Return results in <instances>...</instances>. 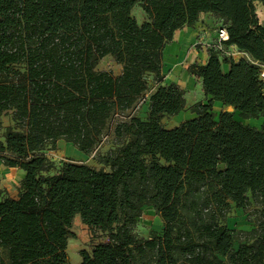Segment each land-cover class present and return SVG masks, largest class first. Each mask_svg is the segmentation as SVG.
Segmentation results:
<instances>
[{
	"label": "trees",
	"instance_id": "trees-1",
	"mask_svg": "<svg viewBox=\"0 0 264 264\" xmlns=\"http://www.w3.org/2000/svg\"><path fill=\"white\" fill-rule=\"evenodd\" d=\"M264 0H0V162L25 174L16 198L0 200V264H70L76 216L106 242L79 252L81 264H264ZM139 5L147 21L132 15ZM226 27L247 57L188 66L207 104L195 118L166 129L186 109V91L162 85L163 52L177 30L203 14ZM111 56L119 76L99 71ZM223 64L229 66L223 71ZM145 119L132 111L150 88ZM221 102L233 111H212ZM238 114L240 120L234 118ZM103 167L69 159L58 170L46 155L60 141L98 152ZM254 223L227 226L232 206ZM161 233L135 234L144 207ZM253 208L249 212L250 208ZM237 245V246H236Z\"/></svg>",
	"mask_w": 264,
	"mask_h": 264
},
{
	"label": "rangeland",
	"instance_id": "rangeland-1",
	"mask_svg": "<svg viewBox=\"0 0 264 264\" xmlns=\"http://www.w3.org/2000/svg\"><path fill=\"white\" fill-rule=\"evenodd\" d=\"M256 14L258 16L259 22L264 25V18L262 17L263 11L260 9V5L255 3ZM132 15L136 18L139 24L147 21V17L139 5H136L132 10ZM264 15V14H263ZM216 19L215 26H217L220 22V19L214 17ZM201 44H197L196 48H200ZM228 52L220 53L221 60L229 59L230 57L227 55ZM175 60L171 59V57L165 56L163 58V67L167 69L173 64ZM97 70L99 71H107L110 72L113 76H119L122 71V67L115 62V60L111 56H107L103 58L98 66ZM182 87L186 91V99L188 105H194L195 103L202 102L207 104L208 101L205 99V96L202 92V86H199L198 83L195 82L185 83L182 82ZM190 85V86H189ZM149 91H147L144 95H142L136 105V107L132 111H127L125 114H133L142 119H145L147 116V101L149 99V95L151 94V90L155 88V84L151 83ZM189 86V87H188ZM222 105V104H221ZM212 111L218 117L219 113L222 111H230L232 112L233 109L229 107H225L224 105L218 106L215 104L212 107ZM182 118L175 117H166L163 119V125L166 129H172L174 127L179 126L182 122L191 119V116L188 112L185 115H179ZM234 118L236 120H240L238 114L234 113ZM261 120H242L246 121L245 124L250 125L252 127L261 128L264 119L259 118ZM11 125V118L9 116H5L2 119V128L0 129V140H4V132L8 126ZM72 147V146H71ZM113 147V136L111 133L104 139L103 143L101 144L100 148L98 149L97 153H94L90 156L83 155L79 153L74 147L70 148L65 142L60 141L58 143V147L56 150H48L46 151V155L54 162L55 169L51 171V174L55 173L58 168H60L63 162L68 161L69 159H73L77 162L88 164L95 168L103 167L101 164L97 162V155L98 154H105ZM254 207L250 208L249 212L253 210ZM249 218L253 219L254 216H248L242 209H237L234 205L232 206L231 212L227 219V226L233 230H241V231H250L254 227V223L249 221ZM163 230V223L161 222L160 218L156 215L155 211L152 207H144L142 215L137 220V226L135 228V234L138 238H147L152 231L157 233H161ZM73 233H75L76 238L72 239V243H69L68 246V255L70 264H81L82 259L79 254L81 250L91 251L93 246L100 243L106 242L107 238L105 236H98L92 237L88 228L79 220H77L72 228ZM237 246V245H236Z\"/></svg>",
	"mask_w": 264,
	"mask_h": 264
},
{
	"label": "crops",
	"instance_id": "crops-1",
	"mask_svg": "<svg viewBox=\"0 0 264 264\" xmlns=\"http://www.w3.org/2000/svg\"><path fill=\"white\" fill-rule=\"evenodd\" d=\"M257 3L260 5V9L261 11H263L264 14V7L262 6L261 3L259 2ZM263 14L262 17L264 18ZM215 23H216V19L212 14L210 13L203 14L201 15L199 21L193 27H184L183 29H179L175 32L173 41L165 47L163 52V58L167 56L169 58L171 57V59L172 60L174 59L175 61L173 62V64L170 66L169 69L166 70V68L163 67V75L165 76V78L162 85L177 83L182 87L181 85L182 82H185L186 84L187 83L193 84L195 82L196 79L190 76V74L187 71V68L192 63L198 62L204 64L207 61L209 55L208 46L212 45L217 40L216 27L220 25V23L217 26H215ZM197 44H201V47L196 48ZM236 49L237 48L235 46H233L232 48H228L229 51H235ZM222 69L223 71L227 72L229 70V66L227 64H223ZM149 82L150 84L154 83L152 76L149 77ZM196 82L198 83L199 86H201L200 81L196 80ZM154 87L155 88L151 90V94L156 90L158 84H155ZM148 103L149 101H147V111H148ZM215 104L218 106H222L221 102H215L214 106ZM191 106L192 105H188L186 99L185 111L180 112L176 116V118L179 117L182 118L179 115L182 114L185 115L186 112L190 114L191 119L195 118L196 114H193L189 111V108ZM67 145H69L70 148L74 147L71 144H67ZM24 176H25L24 172L19 168H8L5 167L0 162V200L5 196L16 198L18 195V189L20 187V183L24 178ZM77 220L81 222L80 216L75 217L74 223ZM70 242L72 243V239L69 240V243Z\"/></svg>",
	"mask_w": 264,
	"mask_h": 264
},
{
	"label": "built area",
	"instance_id": "built-area-1",
	"mask_svg": "<svg viewBox=\"0 0 264 264\" xmlns=\"http://www.w3.org/2000/svg\"><path fill=\"white\" fill-rule=\"evenodd\" d=\"M216 39L217 40L215 41V43L208 46V52L209 51H215L219 53L228 52L227 55L230 58L237 59V60L247 57V54L242 53L238 51L237 49L235 51L228 50V48H232L233 46H226L224 44L225 42L229 40V35H228L226 27L222 23L216 27ZM260 76H261V79L264 80V68Z\"/></svg>",
	"mask_w": 264,
	"mask_h": 264
},
{
	"label": "water",
	"instance_id": "water-1",
	"mask_svg": "<svg viewBox=\"0 0 264 264\" xmlns=\"http://www.w3.org/2000/svg\"><path fill=\"white\" fill-rule=\"evenodd\" d=\"M242 121V120H241Z\"/></svg>",
	"mask_w": 264,
	"mask_h": 264
}]
</instances>
